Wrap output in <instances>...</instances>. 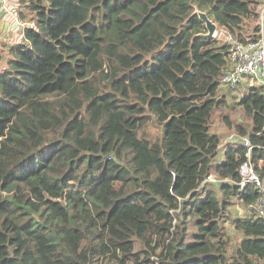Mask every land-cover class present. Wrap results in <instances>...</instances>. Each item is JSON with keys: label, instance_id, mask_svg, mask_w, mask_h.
I'll list each match as a JSON object with an SVG mask.
<instances>
[{"label": "trees", "instance_id": "obj_1", "mask_svg": "<svg viewBox=\"0 0 264 264\" xmlns=\"http://www.w3.org/2000/svg\"><path fill=\"white\" fill-rule=\"evenodd\" d=\"M24 1L0 68V264H264V219L229 215L259 199L247 147L219 161L211 130L231 45L195 13L246 43L264 0ZM236 107L248 126L223 123L264 181L263 89Z\"/></svg>", "mask_w": 264, "mask_h": 264}, {"label": "built area", "instance_id": "obj_2", "mask_svg": "<svg viewBox=\"0 0 264 264\" xmlns=\"http://www.w3.org/2000/svg\"><path fill=\"white\" fill-rule=\"evenodd\" d=\"M258 33L256 39L246 43H238L231 37L226 38V42L231 45L228 58V65L221 79V88L229 90H238L241 88L244 81L254 82L256 86L263 89L264 98V4L257 7ZM23 27L24 24H21ZM243 145L247 147L246 161L242 163L239 169L240 182L238 184L240 190H244L247 185L253 184L259 194L258 202L249 206L243 212L246 217L256 216L264 219V181L256 174L253 164L251 163V150L248 139H242ZM207 181L215 183L212 175L208 176Z\"/></svg>", "mask_w": 264, "mask_h": 264}, {"label": "rangeland", "instance_id": "obj_3", "mask_svg": "<svg viewBox=\"0 0 264 264\" xmlns=\"http://www.w3.org/2000/svg\"><path fill=\"white\" fill-rule=\"evenodd\" d=\"M257 10V9H256ZM256 26V22H255ZM215 39H218L222 43L226 42L227 35L225 31L222 29H219L217 27V35L214 37ZM243 85V84H242ZM253 85L256 86V84L253 82ZM248 87H245L243 90H239L234 93L227 94V90L221 89L220 95L225 96V104L226 106L223 107L221 110H218L215 112V114L212 117L211 121V130L213 133L217 134L220 138V154L218 157L219 161L223 160L222 151L224 149V146L228 142H239L243 139V137H239L238 134L235 132L234 129H228L223 123V117H228L231 121H233L235 124L243 125L244 127L248 126L247 121L245 120L241 109L236 107V103L247 93ZM146 133L148 135V138L151 141H155L160 136V128L156 123H152L146 127ZM245 138V137H244ZM214 178V177H213ZM215 179V178H214ZM247 208L242 209L239 206L231 207L229 210L230 217H237L243 215V212L246 211ZM226 233L228 235V241L230 244V247L235 245L237 242L240 241L241 235L237 233L230 225H225ZM196 233V227L191 223L189 226V236L187 239V242H190L192 239V236Z\"/></svg>", "mask_w": 264, "mask_h": 264}, {"label": "crops", "instance_id": "obj_4", "mask_svg": "<svg viewBox=\"0 0 264 264\" xmlns=\"http://www.w3.org/2000/svg\"><path fill=\"white\" fill-rule=\"evenodd\" d=\"M24 7V0H0V68L4 67V63L10 59V49L22 41V23L18 19L17 12L24 14L26 11ZM253 86L252 82L246 80L238 90L222 89L227 90V94H230ZM239 142L241 143L242 140Z\"/></svg>", "mask_w": 264, "mask_h": 264}, {"label": "water", "instance_id": "obj_5", "mask_svg": "<svg viewBox=\"0 0 264 264\" xmlns=\"http://www.w3.org/2000/svg\"><path fill=\"white\" fill-rule=\"evenodd\" d=\"M198 15V18L204 23L206 34L203 35L206 39L214 38L217 35V26L208 18L205 13L202 12H195ZM17 24V23H16ZM23 29V27H21ZM217 185V183H214Z\"/></svg>", "mask_w": 264, "mask_h": 264}]
</instances>
